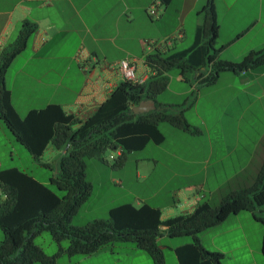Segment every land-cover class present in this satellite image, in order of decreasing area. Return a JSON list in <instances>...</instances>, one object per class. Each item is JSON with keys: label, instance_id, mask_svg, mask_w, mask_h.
<instances>
[{"label": "crops", "instance_id": "0c3cea01", "mask_svg": "<svg viewBox=\"0 0 264 264\" xmlns=\"http://www.w3.org/2000/svg\"><path fill=\"white\" fill-rule=\"evenodd\" d=\"M204 2L0 0V54L12 48L23 22L35 25L34 33L27 39L23 50L12 58L4 73V85L9 91L13 110L23 117L31 109L54 104L65 114L79 120L86 119L123 81L118 70L119 61L127 59L132 63L136 78L143 82L149 75L144 56L155 48L168 53L167 49L173 48L174 44L167 41L160 46L155 42L168 38L176 30L180 31L177 39L183 40V22L189 15L195 17L191 42L170 55L182 56L195 66L203 48L198 32L201 25L196 22L198 15L202 14ZM150 7L154 10L153 16L146 12ZM213 8L218 28L212 47L217 43L215 48H222L218 59L247 35L252 39L250 46H262L264 0H214ZM169 13L174 14L173 26L162 29ZM192 48L193 51L188 53ZM253 50L248 45L245 52ZM233 57L220 60L237 62ZM11 67L13 70L7 81L6 75ZM187 78L189 82L177 73V82L183 83L187 89L174 94L185 96L184 103H155L160 107L181 110L187 125L200 133L189 134L168 124L169 128L162 132L158 125L163 136L161 142L147 143L128 153L141 152L149 144L158 148L170 147L173 141L175 149L163 153L172 162V167H178L172 176L178 175L184 184L158 186L149 195L134 197L133 205L147 204L158 209L161 220L189 213L201 202L216 206L227 193L249 186L264 156V65L241 73H220L211 85L198 86L194 81L196 76L193 80L191 76ZM18 95L21 101L15 105L14 97ZM187 96L191 98L188 100ZM23 104L27 105L25 109L21 108ZM186 110H191L192 124L184 116ZM17 150L16 141L0 121V170L16 168L9 166V162ZM48 151L52 159L56 158V152ZM119 153L117 150L115 156ZM154 154L135 162L136 177L144 178V174L138 171L139 167L151 165L154 169L157 166L158 155ZM189 165L195 166L194 170L187 168L181 171ZM246 213L229 215L197 235L203 249L222 255L219 264H264V227ZM160 230L165 228L160 227ZM172 239L163 233L156 240L162 250L164 264H180L176 249L191 242L190 238L189 241L176 242ZM162 241L167 245H159ZM181 257L183 264H210L196 260L190 254L183 253ZM62 264L153 263L133 244L113 242L88 256L66 257Z\"/></svg>", "mask_w": 264, "mask_h": 264}, {"label": "trees", "instance_id": "16d2710c", "mask_svg": "<svg viewBox=\"0 0 264 264\" xmlns=\"http://www.w3.org/2000/svg\"><path fill=\"white\" fill-rule=\"evenodd\" d=\"M213 1L205 0L201 9L203 19L198 32L203 48L195 66L182 56L166 55L162 49L155 48L143 58L149 70L147 79L140 84L121 81L84 120L65 114L54 104L31 109L23 117L13 110L9 91L4 85V73L35 31L34 24H21L12 48L0 54V121L34 160H39L48 146L57 152L52 168L54 173L48 178V184L60 195L21 170H0V264H54L60 256H88L113 242L131 243L153 264H164L162 250L156 243L163 233L168 238H190V244L176 249L180 264H183V253L196 260L219 264L220 253L201 247L197 238L201 231L240 212L249 213L264 227V156L254 181L247 187L227 193L215 207L201 202L189 213L161 220L159 210L154 207L123 203L109 208L103 220H92L82 226L70 224L72 215L90 194L91 186L84 173L87 159L99 158L105 151L115 153L120 150L113 164L120 168L131 151L147 143L162 141L158 129L161 123L189 134L200 133L187 125L181 110L155 103L156 95L167 87L168 70L175 68L187 82L188 76L192 77L191 80L196 76L197 85L204 86L213 84L220 73H241L264 65V43L260 49L249 51L237 62L218 59L222 48L212 47L218 28ZM193 99L194 96L191 101ZM142 100H152L155 110L141 115L131 114V108ZM43 231L57 245L51 255H45L32 243L33 238ZM61 241H66L63 248L58 246ZM262 247L264 251V230Z\"/></svg>", "mask_w": 264, "mask_h": 264}, {"label": "rangeland", "instance_id": "374dc122", "mask_svg": "<svg viewBox=\"0 0 264 264\" xmlns=\"http://www.w3.org/2000/svg\"><path fill=\"white\" fill-rule=\"evenodd\" d=\"M148 10V9H147ZM146 10V12H147ZM174 14L169 13L166 17L164 24H162L161 28L165 29L167 27L173 26ZM202 14L198 15V20L196 23L202 24ZM194 19L193 15L186 16L184 18V26L183 31L185 34V38L183 40L177 39V35H179L180 31L176 30L173 34L168 36V38H164L161 40H157L155 43H160L162 46L163 43L171 42L174 44L173 48L167 49L169 50V54L166 51V55H170L174 50H179L184 47H187L191 42V34L192 29L194 27ZM252 39L249 38V35L240 39L237 43H235L230 49H228L224 54L220 56L222 58H230L232 56L235 61L240 60L246 53L249 47L254 50L260 49L262 46H250ZM257 43V42H256ZM255 42H253V45ZM263 45V44H262ZM217 46L215 44L214 48ZM170 47V46H168ZM13 67H11L6 75V80L9 81V75L11 74ZM177 70L175 68H171L167 71L168 84L165 90L159 93L155 97L156 103H164V102H173L176 104L184 103V97H177L174 93L179 92L182 89H187V87L183 83H178L176 80ZM134 75L137 76L136 71ZM188 100L191 96H187ZM21 101V96L14 97V104L17 105ZM189 102V101H188ZM187 103V102H186ZM185 104H182V106ZM27 105L23 104L21 106L22 109H25ZM191 110H186L184 116L185 118L192 124V114ZM159 128L162 132H165L169 126L166 123L159 124ZM17 152L14 154L13 159L9 162V166L16 167L21 169V171L27 173L33 179L37 180L39 183L46 185L49 187L51 191H53L56 195H60V193L52 186L48 184V178L54 173L52 168L54 167L55 159H52V156L49 153V149L53 150L50 146H48L47 151H44L39 160H34L19 144H17ZM174 144L173 141L171 146L169 145L162 146L160 148L155 147L152 144L147 145V147L137 153L127 154L125 157L124 165L120 168L115 167L114 159L115 153L113 151H105L100 155L99 158H89L85 161V179L90 184L91 190L88 197L83 201L79 207L76 209L75 213L72 215L70 224L74 226H82L85 223L96 220V219H105L107 216V211L109 208L114 207L123 203H131L134 204V197L136 196H146L151 194L152 190L157 188L158 186H180L184 184V181L177 175L172 176L173 171H178L177 168L172 167L170 163H172L163 152L173 151ZM56 152L55 150H53ZM156 153L158 155V164L153 169L151 165H144L139 167L138 171L141 174H144V178L136 177L135 175V162L139 161L143 158H147L150 155ZM57 155V152H56ZM155 156V154H154ZM57 157V156H56ZM157 158V156H156ZM140 163V162H139ZM41 164H46L48 167H43ZM177 166V164L175 165ZM195 166L189 165V167H184L181 171L194 170ZM142 176V175H141ZM170 178V182H167ZM172 178V179H171ZM218 204H216L217 206ZM215 207V206H211ZM247 214V213H246ZM264 216V215H263ZM259 227L262 228L260 224ZM189 241L187 237H178L172 239L173 242L176 241ZM32 243L39 247L41 251L45 255L53 254L57 245L51 240L49 234L46 231L41 232L37 236H35L32 240ZM66 241L59 242L61 248L65 247ZM159 245L165 246L167 245L164 241L160 242ZM165 253V251L163 250ZM78 255L72 256L71 258H75ZM66 256H62L61 258L56 260L55 264H62L65 260ZM73 260V259H71Z\"/></svg>", "mask_w": 264, "mask_h": 264}, {"label": "built area", "instance_id": "2783aa9c", "mask_svg": "<svg viewBox=\"0 0 264 264\" xmlns=\"http://www.w3.org/2000/svg\"><path fill=\"white\" fill-rule=\"evenodd\" d=\"M147 14L149 16L154 15V10L152 7H150L147 10ZM118 70L121 74L123 81H128V82L136 83V84L142 83V81L140 79L136 78V76L134 75V66L127 59H123V60L119 61Z\"/></svg>", "mask_w": 264, "mask_h": 264}, {"label": "water", "instance_id": "95a60500", "mask_svg": "<svg viewBox=\"0 0 264 264\" xmlns=\"http://www.w3.org/2000/svg\"><path fill=\"white\" fill-rule=\"evenodd\" d=\"M152 110H154V105L152 100H142L136 106L131 108V114L140 115Z\"/></svg>", "mask_w": 264, "mask_h": 264}]
</instances>
